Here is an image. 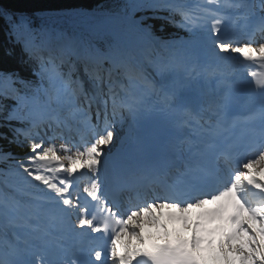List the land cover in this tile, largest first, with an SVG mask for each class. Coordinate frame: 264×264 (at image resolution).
Listing matches in <instances>:
<instances>
[{"label": "snow or ice", "instance_id": "6c2138e0", "mask_svg": "<svg viewBox=\"0 0 264 264\" xmlns=\"http://www.w3.org/2000/svg\"><path fill=\"white\" fill-rule=\"evenodd\" d=\"M144 8L166 12L156 18L188 39L154 37L150 17L135 15ZM65 14L114 19L124 38L103 47L0 8L37 78L0 71V119L16 122L10 142L30 153L3 173L4 188L17 179L15 194L0 190V264H264V118L239 129L219 111L231 87L221 62L238 54L264 67V0H129L119 11L97 5ZM234 19L245 21L243 30L232 29ZM205 43L211 59L201 67L193 57ZM145 54L159 82L146 74ZM179 73L188 85H224L220 105L172 86ZM249 75L264 101V72ZM152 95L175 120L163 160L151 139L116 131ZM64 130L79 134L82 147L57 145ZM77 175L88 177L82 189ZM54 234L62 242L51 245Z\"/></svg>", "mask_w": 264, "mask_h": 264}, {"label": "trees", "instance_id": "16d2710c", "mask_svg": "<svg viewBox=\"0 0 264 264\" xmlns=\"http://www.w3.org/2000/svg\"><path fill=\"white\" fill-rule=\"evenodd\" d=\"M145 1L150 0H134V2L137 3H145ZM127 2H129V0H0V8H7L14 12H23L33 16L34 26L41 24L42 16H47L48 18H52L54 20L55 17L53 18V15H55L57 16L58 21L65 26L64 28L69 27L71 33H75L72 31L77 29V25L68 22L70 17L80 18L78 30L80 27L82 28V24L85 23L98 24L101 21V18L92 15L85 17L66 15L65 12L67 9H94L97 5H102L112 11H119L120 7ZM136 13L137 18L140 16L150 17V19L146 20V23L153 25V34L160 37L162 40H178L179 38L187 35L186 31L177 28L167 20L156 18L157 16H166L167 13L164 11L156 12L153 9L144 8L136 11ZM161 28H163V31H161ZM109 29L112 33L123 37L117 21H114V23L109 26ZM62 31L66 33L69 32L66 30ZM95 33L100 34L99 32ZM94 37V39L100 40L102 43L106 44L116 42L112 38V35L108 33L104 34L101 39L98 36ZM9 51H11V55H8ZM31 68L32 64L28 61V56L24 52L22 45L16 43L15 39L9 36L7 24L4 20L0 19V71L15 70L27 79L36 80L37 78L31 74ZM5 103L8 104L7 101H5ZM9 136V132H6L5 123L3 127L0 122V152L11 153V158L0 162L1 174L6 172L10 167L14 166L17 158H22L25 153L29 152L26 145L21 147L17 142H10L13 141V139L9 138ZM9 179L16 182L17 178L9 177Z\"/></svg>", "mask_w": 264, "mask_h": 264}, {"label": "bare ground", "instance_id": "6f19581e", "mask_svg": "<svg viewBox=\"0 0 264 264\" xmlns=\"http://www.w3.org/2000/svg\"><path fill=\"white\" fill-rule=\"evenodd\" d=\"M205 55H211V52H208V51H204L202 52L201 56H205ZM143 58V57H142ZM143 63V66L145 67V61L142 62ZM173 81H170V83H172ZM174 82H179L178 79L176 78L174 80ZM200 83L203 84L204 83V80H200ZM50 134V133H49ZM76 138V136H74ZM71 142V140H69ZM74 141H82L81 138L79 137V134H77V138L74 140Z\"/></svg>", "mask_w": 264, "mask_h": 264}, {"label": "rangeland", "instance_id": "374dc122", "mask_svg": "<svg viewBox=\"0 0 264 264\" xmlns=\"http://www.w3.org/2000/svg\"><path fill=\"white\" fill-rule=\"evenodd\" d=\"M154 48H156V47H154ZM148 70V71H147ZM153 70H154V68H153V66H151V65H146V67H145V71L146 72H153ZM61 155H64V153H60ZM66 162V164H67V161H65Z\"/></svg>", "mask_w": 264, "mask_h": 264}]
</instances>
